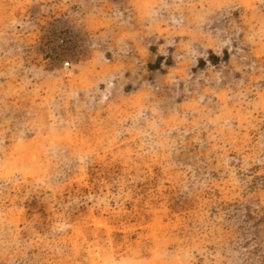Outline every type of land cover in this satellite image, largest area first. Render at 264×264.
I'll return each instance as SVG.
<instances>
[{
  "label": "rangeland",
  "instance_id": "obj_1",
  "mask_svg": "<svg viewBox=\"0 0 264 264\" xmlns=\"http://www.w3.org/2000/svg\"><path fill=\"white\" fill-rule=\"evenodd\" d=\"M0 264H264V0H0Z\"/></svg>",
  "mask_w": 264,
  "mask_h": 264
}]
</instances>
